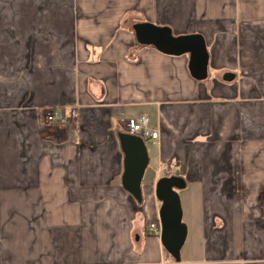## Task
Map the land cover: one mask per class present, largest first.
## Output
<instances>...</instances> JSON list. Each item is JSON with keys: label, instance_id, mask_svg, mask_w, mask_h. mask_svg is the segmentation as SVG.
Masks as SVG:
<instances>
[{"label": "crops", "instance_id": "obj_1", "mask_svg": "<svg viewBox=\"0 0 264 264\" xmlns=\"http://www.w3.org/2000/svg\"><path fill=\"white\" fill-rule=\"evenodd\" d=\"M132 10L204 35L207 79L138 45ZM142 114L160 135L139 205L119 121ZM162 162L197 187L181 264H264V0H0V264H177L149 229Z\"/></svg>", "mask_w": 264, "mask_h": 264}, {"label": "water", "instance_id": "obj_2", "mask_svg": "<svg viewBox=\"0 0 264 264\" xmlns=\"http://www.w3.org/2000/svg\"><path fill=\"white\" fill-rule=\"evenodd\" d=\"M132 28L138 44L152 46L169 55L188 54L191 75L197 80H205L209 76L210 53L201 33L178 35L170 26L150 21L136 22ZM233 76L231 73L224 75L228 80ZM119 138L125 155L123 186L138 203H142V181L149 164L146 140L139 135L124 132L119 134ZM185 187V179L178 175L161 177L155 185L156 196L160 201L161 242L177 264L182 262V248L188 235L179 193Z\"/></svg>", "mask_w": 264, "mask_h": 264}, {"label": "built area", "instance_id": "obj_3", "mask_svg": "<svg viewBox=\"0 0 264 264\" xmlns=\"http://www.w3.org/2000/svg\"><path fill=\"white\" fill-rule=\"evenodd\" d=\"M72 114H75L74 110L72 111ZM44 119L49 123H61L64 121V113L60 108L51 109L45 112ZM119 126L122 131L139 135L144 139L156 140L160 135V131L158 129H153L150 126V118L145 114L138 117H122L119 121ZM157 173L161 177L177 175L179 173L178 162L160 163L157 168ZM149 229L157 236H161L160 220L151 222L149 224Z\"/></svg>", "mask_w": 264, "mask_h": 264}, {"label": "rangeland", "instance_id": "obj_4", "mask_svg": "<svg viewBox=\"0 0 264 264\" xmlns=\"http://www.w3.org/2000/svg\"><path fill=\"white\" fill-rule=\"evenodd\" d=\"M143 20H144V16H143V14L140 13V10H132L129 13V15L127 16V19H126L124 24L130 30L132 23H134L135 21L138 22V21H143ZM148 148L150 149L151 154L153 155V160H154V157L156 155V153H155L156 147L153 146L152 144H149ZM154 162H155V160H154ZM189 189L191 191H194V192H190L188 195L185 193L180 194L184 214H186V212L188 211L187 205H188L189 201H191V205L196 203V194L195 193L197 192V190H196L197 187L195 185L191 184V188H189ZM185 208H186V211H185ZM184 220L187 221L188 217H184ZM193 237H194L193 230L190 228V232L188 234L187 241L185 242V244L182 248V257L187 258L188 257L187 254L189 253V249L191 247H194L195 240ZM216 247H217L216 242H214L211 239H210V241L206 240L204 243L205 254H204V251L202 249L201 250L198 249V250L192 251V257L194 259H197V260L205 259V258H217V253H216L217 251L216 252L213 251V249H215ZM207 248H210L211 250L207 251V254H206Z\"/></svg>", "mask_w": 264, "mask_h": 264}, {"label": "trees", "instance_id": "obj_5", "mask_svg": "<svg viewBox=\"0 0 264 264\" xmlns=\"http://www.w3.org/2000/svg\"><path fill=\"white\" fill-rule=\"evenodd\" d=\"M136 22H137V21H135L134 23H136ZM138 22H139V21H138ZM134 23H132V24H131V27H130V30H131L132 32H133V28H132V26H133ZM137 44H138V43H137ZM138 45H140V44H138ZM140 204H142V203H139V205H140ZM150 223H151V222H150ZM150 223H149V224H150ZM167 253H168V252H167ZM168 254H170V253H168Z\"/></svg>", "mask_w": 264, "mask_h": 264}]
</instances>
